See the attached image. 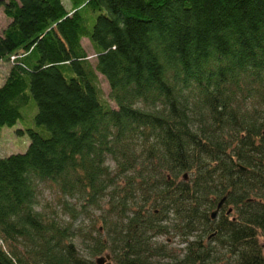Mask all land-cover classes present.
Masks as SVG:
<instances>
[{"label": "trees", "instance_id": "obj_1", "mask_svg": "<svg viewBox=\"0 0 264 264\" xmlns=\"http://www.w3.org/2000/svg\"><path fill=\"white\" fill-rule=\"evenodd\" d=\"M0 7V139L30 137L0 158V264H264V0Z\"/></svg>", "mask_w": 264, "mask_h": 264}, {"label": "rangeland", "instance_id": "obj_2", "mask_svg": "<svg viewBox=\"0 0 264 264\" xmlns=\"http://www.w3.org/2000/svg\"><path fill=\"white\" fill-rule=\"evenodd\" d=\"M10 22V18H8L4 12V8L0 7V35L3 33V31L5 30V28L7 27V25ZM84 44L85 46L88 48L89 53H90V58L92 61H95V54L93 49L91 48L90 43L88 42V40H84ZM15 58L13 57L12 61L14 62ZM11 61H4L0 63V86L3 85L6 81V78L8 76L9 70L11 68L12 63ZM102 78V86L104 88L105 91V96L108 97V93H109V86L108 83ZM23 128L24 124L23 122H18L16 125L14 126H4L2 128V133H1V139H0V158L1 157H5L8 156L12 153H18V152H25L27 151L29 144H30V137L28 135V133L25 134H19L17 132L18 128ZM59 198V194L57 191L51 192L50 190H45L44 193L41 195V201L43 204H46L45 201L49 200L50 204H46V207H44L45 212L50 213L52 216H58L60 219L65 220L66 222L70 221L71 219V215L68 214V212L65 211V208H63L60 204V200ZM52 201V202H51ZM49 206H52L54 209V211L52 212L49 209ZM79 211H81L80 207H77L76 211L74 212L75 214H77ZM102 212V211H101ZM98 213V212H96ZM70 218V219H68ZM73 218V217H72ZM86 219V218H84ZM172 237H174V241L170 242L169 244V248H172L176 253H179L180 255H182L181 253L184 252V248H185V244L183 243H179L180 240V236L179 235H171ZM192 239L194 238L191 237ZM160 243L165 242L168 238L164 235V236H159L158 237ZM77 240L79 241V237H77ZM169 241V240H168ZM260 241L262 243L263 246V252H264V235L260 236ZM169 243V242H168ZM178 254V255H179ZM102 256H104L105 254H101ZM100 255V256H101ZM100 256H95L94 260H96L98 257ZM215 264H226L224 261L222 262H218Z\"/></svg>", "mask_w": 264, "mask_h": 264}, {"label": "flooded vegetation", "instance_id": "obj_3", "mask_svg": "<svg viewBox=\"0 0 264 264\" xmlns=\"http://www.w3.org/2000/svg\"><path fill=\"white\" fill-rule=\"evenodd\" d=\"M227 197H228L227 195L224 196L219 201V203L217 204L216 208L213 210L212 219H211V220H213V221H211L212 223H214L213 225L217 224V222H218V217L217 216H220L222 214L221 212H223V210H226V215H230L231 216V214L234 213V206L229 205V204L226 203L227 202ZM221 202H222V205L220 207L219 205L221 204ZM214 214L216 215L215 217H213ZM224 221L225 220H223V219L221 220V222H224ZM196 235H197V232H194L193 231V233L189 237V240L195 239ZM176 236H177V234H176ZM193 236H194V238L192 239L191 237H193ZM216 237H217V232L216 231H213L208 236L205 235L204 238L206 240V243L207 242H211L213 245H216L217 244V241L216 240H213ZM168 240H169L168 242H170L172 239L171 238H168Z\"/></svg>", "mask_w": 264, "mask_h": 264}, {"label": "water", "instance_id": "obj_4", "mask_svg": "<svg viewBox=\"0 0 264 264\" xmlns=\"http://www.w3.org/2000/svg\"><path fill=\"white\" fill-rule=\"evenodd\" d=\"M185 179H187V175H185ZM221 205H222V202H221V204L219 206L221 207ZM215 216L216 215L214 214L213 217H215ZM110 259H111V256L110 255H106V256H103V257L99 258L97 260V262H98V264H105V262L107 260H110ZM108 264H111V263H108Z\"/></svg>", "mask_w": 264, "mask_h": 264}, {"label": "bare ground", "instance_id": "obj_5", "mask_svg": "<svg viewBox=\"0 0 264 264\" xmlns=\"http://www.w3.org/2000/svg\"><path fill=\"white\" fill-rule=\"evenodd\" d=\"M12 59H13V58H11V62H13Z\"/></svg>", "mask_w": 264, "mask_h": 264}]
</instances>
